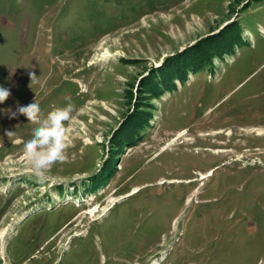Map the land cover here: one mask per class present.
Masks as SVG:
<instances>
[{"label":"rangeland","instance_id":"obj_1","mask_svg":"<svg viewBox=\"0 0 264 264\" xmlns=\"http://www.w3.org/2000/svg\"><path fill=\"white\" fill-rule=\"evenodd\" d=\"M0 85V264H264V0H0Z\"/></svg>","mask_w":264,"mask_h":264},{"label":"clouds","instance_id":"obj_2","mask_svg":"<svg viewBox=\"0 0 264 264\" xmlns=\"http://www.w3.org/2000/svg\"><path fill=\"white\" fill-rule=\"evenodd\" d=\"M29 72L34 79L35 73H32V70ZM10 95V89L0 85V104L4 103ZM16 107L30 118V122L34 123L32 134L24 141V154L30 162L36 181L44 183L48 179L47 173L51 166L65 161V122L71 120L74 106L71 103L56 106L45 115L42 113L40 103L34 98L28 102L18 103ZM16 114L12 112V115Z\"/></svg>","mask_w":264,"mask_h":264},{"label":"bare ground","instance_id":"obj_3","mask_svg":"<svg viewBox=\"0 0 264 264\" xmlns=\"http://www.w3.org/2000/svg\"><path fill=\"white\" fill-rule=\"evenodd\" d=\"M109 55H110V54H108V56H109ZM108 56H107V57L105 56V58H108ZM185 134H186L185 131H183V132L181 131V133H180L179 136H183V135H185ZM202 178H206V175H203Z\"/></svg>","mask_w":264,"mask_h":264},{"label":"trees","instance_id":"obj_4","mask_svg":"<svg viewBox=\"0 0 264 264\" xmlns=\"http://www.w3.org/2000/svg\"><path fill=\"white\" fill-rule=\"evenodd\" d=\"M198 52H199V50H198Z\"/></svg>","mask_w":264,"mask_h":264}]
</instances>
